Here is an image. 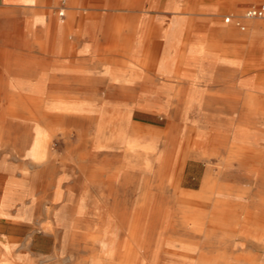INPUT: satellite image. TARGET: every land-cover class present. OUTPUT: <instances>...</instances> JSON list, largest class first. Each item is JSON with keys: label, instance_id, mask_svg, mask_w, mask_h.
Returning a JSON list of instances; mask_svg holds the SVG:
<instances>
[{"label": "bare ground", "instance_id": "6f19581e", "mask_svg": "<svg viewBox=\"0 0 264 264\" xmlns=\"http://www.w3.org/2000/svg\"><path fill=\"white\" fill-rule=\"evenodd\" d=\"M121 1L123 7L138 2L142 9L165 6L163 0ZM127 27L118 30L122 58L114 59L110 51L105 59L106 90L97 79L90 92L75 89L67 63L45 66L39 73L28 59L15 57L7 64L14 88L0 92V152L9 149L20 158L24 178L6 185L30 184L28 163L41 166L53 158L52 137L60 133L84 151L78 166L88 182L115 185L105 197L112 199L108 206L93 198L89 213L82 197L73 211L63 204L69 227L59 244L71 250L70 264L78 258V264H264V107L213 106L217 100L188 93L183 83L169 78L155 90L154 72L169 68L154 67L160 43L154 38L167 32L147 22L137 43L134 28ZM174 33L179 36L180 28ZM61 35L68 40L67 25ZM180 38L172 46L177 62L185 57ZM53 71L63 75L55 78ZM30 75H38L37 82L28 81ZM135 110L161 114L168 124L163 129L142 124L134 119ZM129 153L144 155L152 167H139ZM188 159L206 163L198 189L183 187Z\"/></svg>", "mask_w": 264, "mask_h": 264}, {"label": "crops", "instance_id": "0c3cea01", "mask_svg": "<svg viewBox=\"0 0 264 264\" xmlns=\"http://www.w3.org/2000/svg\"><path fill=\"white\" fill-rule=\"evenodd\" d=\"M168 1L170 4L180 1L183 5L177 14L180 19L175 18L172 10L142 9L139 2L136 7H123L121 0H0V64L9 73V76L0 75V92L14 88V77L6 66L14 63L15 57L34 62L38 73L45 66L67 63L72 66L68 76L74 81L75 89L90 92L94 88L91 81L97 79L102 80L100 86L106 90L109 76L104 73L103 65L108 64L105 59L110 51L114 59L123 55L117 44L119 28L133 27V41L138 43L142 26L148 22L149 28L168 32L180 26L182 32L180 39L184 44H180L179 51L185 57L182 62L176 59L175 75L166 79L183 83L182 90L198 92L206 101L217 100L213 106L264 107V98H260L264 93L259 91L264 86V68H253L254 62L264 65V33L258 19L242 17L241 12L261 0ZM60 12L63 14L59 15ZM227 16H231L229 21L224 19ZM239 22L245 25L242 31H239ZM64 23L68 26L67 41L61 37ZM20 31L23 37L16 35ZM154 39L162 44L168 42L167 33L164 38ZM193 53L195 57L190 56ZM156 66L157 61L154 63L157 69ZM168 68L159 73L166 76L171 72ZM51 74L55 78L63 75L60 71ZM37 76H26V79L37 82ZM10 152L5 149L0 153ZM12 214L0 216V264H26L29 258L33 264H42V254L29 249L32 222L18 217L15 211ZM55 256L53 251L51 257Z\"/></svg>", "mask_w": 264, "mask_h": 264}, {"label": "rangeland", "instance_id": "374dc122", "mask_svg": "<svg viewBox=\"0 0 264 264\" xmlns=\"http://www.w3.org/2000/svg\"><path fill=\"white\" fill-rule=\"evenodd\" d=\"M163 1L165 6H163V8H161L160 10H172L174 13H176V17H181L180 15L179 16L177 15L178 12L180 13V10L182 11L183 8V5H181L180 1H172L171 4L170 1L168 0H163ZM261 1H257V3ZM244 11L245 9L241 11L242 17H244ZM225 18L226 17H224V19ZM258 21L264 33V25L261 20L258 19ZM177 28H180V26H178ZM175 30H176L175 28L172 31L168 30L167 44L164 42L163 44L158 43L155 48V51L157 53L156 67L157 68L158 66L164 67L166 65L170 67L171 70V72H167L166 76L160 74L159 72H154L153 78L156 84V86L154 85L155 90L159 89V84L165 79V77H171V76L174 77L175 75L174 68L176 67V65L174 64V62L176 61V59L173 57L174 50L172 46L175 44L177 37L179 38V36H181L182 34L181 32L180 34H178L179 36H176V33H174ZM239 31H242L240 27H239ZM68 39H69V35H68ZM164 46H167L166 48L167 51L165 52L164 50V54H163ZM120 58L122 57H118V59ZM67 59L68 57L65 60ZM171 62H173V64H170ZM106 65L108 64H104L103 66ZM1 68L2 67L0 64V75L9 76V73L3 71V69ZM253 68L254 69L259 68L261 70L264 68V65L255 64L254 62ZM22 90L30 91V92L35 91V89H22ZM259 91L261 93H264V86L261 87ZM260 98H264V95L260 94ZM134 114H135L134 119L145 125H150L159 129H163L168 124L167 118L156 112L135 110ZM58 134L59 135L57 138L52 137L53 142L51 145V150L54 153L53 158L49 159V161L45 165H41L42 167L41 166L34 167L28 163L30 170L29 179L31 180L29 182L30 184L28 185L22 184L14 187L6 185L9 179L24 178L23 173L20 169V167L23 165L22 162L20 161V158H17L12 154L0 153V206H1L0 214L1 212L3 214V215L1 214L0 216H12L13 215L12 211L13 212L15 211L18 217L27 218L28 220H30V222H32V224L29 225V235H30L29 249L30 251L38 252L42 254L41 256L43 262L42 264H70L69 255L71 253V250H69L68 248H61L59 244V238L62 237L65 229L69 227L68 226L69 224L65 222L66 218H64V212L61 210L63 204L67 203L69 210L73 211L78 198L82 197L84 198L83 201L85 202L84 204L86 205L85 209L89 213V211L93 208L90 205L93 204V198H95L98 203L100 204L106 203V206H108L107 204L111 202L112 199L107 200L105 197L107 195V192H109L110 190L113 189V187H115V185L113 186V184H111L108 181L105 182L99 181L92 184L88 182L89 180L86 179L85 174L79 169L78 166L79 154L84 151H81L78 148H76L75 140L72 143H67L64 139L61 138L60 133ZM128 156H131L134 163L141 168L144 167L148 169V167L150 166L152 167V163H150V160L142 154L138 155L137 153H129ZM14 166H16L17 168L16 167L14 168ZM205 170H206V163L204 161L188 159L186 161L184 168L183 179L184 178L185 179H184L183 187L189 189H198L201 185V181L203 179ZM48 181L50 182L48 183ZM25 187L27 190L24 189ZM10 194H12L13 196ZM93 223L95 224V222ZM53 251L56 253V256L54 258L51 257ZM79 259L80 258H78L72 264H78L80 261ZM29 260L31 259L29 258Z\"/></svg>", "mask_w": 264, "mask_h": 264}, {"label": "built area", "instance_id": "2783aa9c", "mask_svg": "<svg viewBox=\"0 0 264 264\" xmlns=\"http://www.w3.org/2000/svg\"><path fill=\"white\" fill-rule=\"evenodd\" d=\"M244 16L248 19H259L264 25V0L259 3H253L246 7L244 11ZM231 16H227L225 21H229ZM238 26L241 29H245V26L241 23H238Z\"/></svg>", "mask_w": 264, "mask_h": 264}]
</instances>
